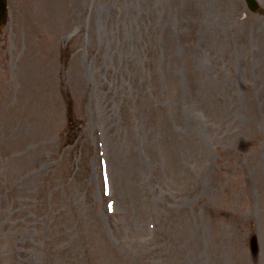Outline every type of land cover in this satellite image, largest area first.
I'll use <instances>...</instances> for the list:
<instances>
[{"label":"rangeland","instance_id":"1","mask_svg":"<svg viewBox=\"0 0 264 264\" xmlns=\"http://www.w3.org/2000/svg\"><path fill=\"white\" fill-rule=\"evenodd\" d=\"M8 0L0 264H264V0Z\"/></svg>","mask_w":264,"mask_h":264},{"label":"water","instance_id":"2","mask_svg":"<svg viewBox=\"0 0 264 264\" xmlns=\"http://www.w3.org/2000/svg\"><path fill=\"white\" fill-rule=\"evenodd\" d=\"M2 4L0 6V27L1 24L4 22L5 14H6V0H1ZM249 6L252 10L257 11L259 10V5L256 0H247Z\"/></svg>","mask_w":264,"mask_h":264}]
</instances>
